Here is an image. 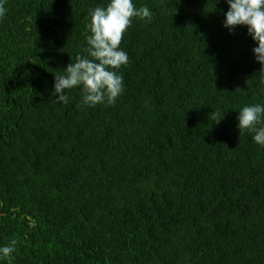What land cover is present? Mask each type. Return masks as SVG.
I'll use <instances>...</instances> for the list:
<instances>
[{
  "label": "trees",
  "instance_id": "16d2710c",
  "mask_svg": "<svg viewBox=\"0 0 264 264\" xmlns=\"http://www.w3.org/2000/svg\"><path fill=\"white\" fill-rule=\"evenodd\" d=\"M134 2L124 92L90 107L55 73L108 0H5L0 264H264V146L237 119L264 104L257 45L226 0Z\"/></svg>",
  "mask_w": 264,
  "mask_h": 264
},
{
  "label": "clouds",
  "instance_id": "9594fccd",
  "mask_svg": "<svg viewBox=\"0 0 264 264\" xmlns=\"http://www.w3.org/2000/svg\"><path fill=\"white\" fill-rule=\"evenodd\" d=\"M228 10L223 26L234 32L237 26H246L256 47L255 58L264 75V0H226ZM7 12L5 0H0V21ZM134 18L151 21L153 13L147 6L138 8L134 0H108L106 6H97L88 15L87 47L77 55L76 62L65 68L64 74H56L53 95L58 103H67L66 90L82 87L83 103L95 107L98 104L114 105L124 92V78L118 71L129 62L128 53L120 47L125 32ZM264 83V81H262ZM222 119V118H221ZM218 119L216 123H219ZM240 133L248 130L253 140L264 146V104L254 103L239 109ZM18 241L0 247V256L10 258L17 251Z\"/></svg>",
  "mask_w": 264,
  "mask_h": 264
}]
</instances>
